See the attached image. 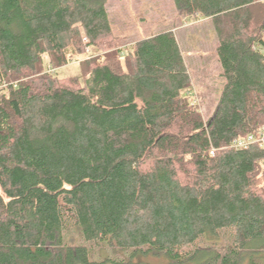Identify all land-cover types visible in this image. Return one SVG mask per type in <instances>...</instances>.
<instances>
[{
  "label": "trees",
  "instance_id": "trees-1",
  "mask_svg": "<svg viewBox=\"0 0 264 264\" xmlns=\"http://www.w3.org/2000/svg\"><path fill=\"white\" fill-rule=\"evenodd\" d=\"M173 1L217 34L208 117L173 32L124 52L107 0H0V264H264V0Z\"/></svg>",
  "mask_w": 264,
  "mask_h": 264
},
{
  "label": "rangeland",
  "instance_id": "rangeland-1",
  "mask_svg": "<svg viewBox=\"0 0 264 264\" xmlns=\"http://www.w3.org/2000/svg\"><path fill=\"white\" fill-rule=\"evenodd\" d=\"M107 11L112 21L114 40L124 52L134 43L169 31L175 35L184 59L191 71L195 96L203 116L211 115L222 88L223 72L217 57V34L211 20L181 16L173 0H107ZM99 47H90L84 54L56 70L61 79L81 78V62L102 56ZM151 264H167L164 258L150 259Z\"/></svg>",
  "mask_w": 264,
  "mask_h": 264
},
{
  "label": "built area",
  "instance_id": "built-area-1",
  "mask_svg": "<svg viewBox=\"0 0 264 264\" xmlns=\"http://www.w3.org/2000/svg\"><path fill=\"white\" fill-rule=\"evenodd\" d=\"M261 137L262 138H260L261 139L260 141L263 143L264 142V131L261 134ZM254 141H255L254 136H249V137L244 138V139H241L239 142H237L235 144V147H237V148H246L247 146H249L250 144H252ZM211 154L213 155L214 152H211Z\"/></svg>",
  "mask_w": 264,
  "mask_h": 264
}]
</instances>
